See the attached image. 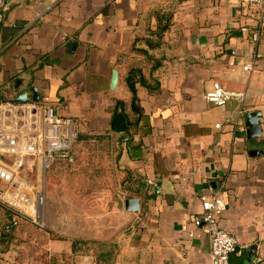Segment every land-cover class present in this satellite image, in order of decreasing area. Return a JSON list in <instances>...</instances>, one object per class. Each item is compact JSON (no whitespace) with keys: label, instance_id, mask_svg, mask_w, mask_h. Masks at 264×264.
<instances>
[{"label":"crops","instance_id":"crops-1","mask_svg":"<svg viewBox=\"0 0 264 264\" xmlns=\"http://www.w3.org/2000/svg\"><path fill=\"white\" fill-rule=\"evenodd\" d=\"M5 3L0 98L14 99L34 87L40 101L82 119L81 132L93 136L111 135L108 109L116 99L128 106L131 102L124 78L139 56L128 53L118 64L119 54L130 52L136 40L156 28L154 11L172 12L160 48L149 51L160 62L152 74L159 91L150 93L136 84L140 123L130 143L117 144V168L135 176L127 187L137 191L143 183L145 188L138 194L113 192L112 182L104 180L92 193L70 194L54 189L58 181L50 179L46 229L17 233L24 232L28 240L32 233L39 235L45 253L66 257V264L94 263L90 254L71 253L73 240L114 238L123 257L115 256L113 264H216L198 220L203 213L200 196L220 194L226 209L218 226L237 241L230 264H264V153L250 154L264 150V32L254 46L241 33L251 23L244 0ZM136 46L146 49L141 42ZM247 64L252 69L244 70ZM114 70L118 79L112 89ZM214 82L243 98L221 107L208 103L204 94ZM246 111L262 113L255 140L246 138ZM148 180L161 181L159 193ZM127 198L140 201L139 212L124 210ZM3 217L11 219L0 208ZM51 233L57 238L50 239Z\"/></svg>","mask_w":264,"mask_h":264},{"label":"built area","instance_id":"built-area-1","mask_svg":"<svg viewBox=\"0 0 264 264\" xmlns=\"http://www.w3.org/2000/svg\"><path fill=\"white\" fill-rule=\"evenodd\" d=\"M0 0V21L5 9ZM243 8L250 24L240 28L245 39L256 45L264 32V0H244ZM243 69H252L250 64ZM243 98L242 93L224 89L214 82L204 94L208 103L224 106ZM82 119L63 115L61 107L45 101L18 103L9 99L0 103V207L6 209L13 224L26 222L39 230L46 229L45 186L42 177L57 161H72V147L79 135ZM219 127V125H216ZM243 132L242 126L238 127ZM27 175H35L31 183ZM149 186H154L148 180ZM201 222L208 237V250L216 264H230L237 241L218 226L226 209L220 194L200 196Z\"/></svg>","mask_w":264,"mask_h":264},{"label":"trees","instance_id":"trees-1","mask_svg":"<svg viewBox=\"0 0 264 264\" xmlns=\"http://www.w3.org/2000/svg\"><path fill=\"white\" fill-rule=\"evenodd\" d=\"M165 13V14H164ZM152 15L157 20V25L154 30H149L148 37L144 39L136 40L130 52L121 53L118 56V64L127 59L128 53H135L139 56V60L135 61L129 65L127 74L124 78L126 86L131 93V102L129 106L122 100L116 99L114 105L108 109L110 112V133L105 135H85L79 130V135L76 142L73 144L71 155L72 161H57L49 169L55 167V170H66V172L76 173L79 171L78 167V154L84 146H93L94 152H92V161L95 157L104 158V166L96 168L95 173H100L104 178L110 180H115L116 185L124 192L129 194H138L141 189L145 188L143 183L140 184V187L137 191H133L128 188V183L134 180V175L128 170L121 171L116 166V161L119 155V149L117 148L118 143L132 141V136L137 130V127L140 123V118L142 116L141 110L137 103L136 98V84L144 87L148 92L156 94L159 91L160 84L157 79L153 77V71H155L160 62L155 60L150 54L149 51L156 50L161 46V39L164 32L169 26V22L172 16V12L165 9L163 12L162 9H158L152 13ZM137 42L144 43L146 49L137 47ZM142 56V57H141ZM3 100V101H1ZM6 100L0 98V103ZM98 151V152H97ZM48 169V170H49ZM47 170V171H48ZM152 195H146V198H150ZM2 208V207H0ZM3 209V208H2ZM20 222L13 224L12 220L10 221L3 217L0 220V251L7 252L11 243L15 241V234H17L18 229L24 231H36L39 230L32 225H19ZM131 227L123 229L122 233L128 232ZM15 236V237H14ZM49 238H57L54 234H49ZM118 243L115 239L110 241H94V240H73L71 253L75 254H90L94 257L93 264H113L116 251L118 250ZM46 258L45 264H66V257L58 258L57 255H48L44 254Z\"/></svg>","mask_w":264,"mask_h":264},{"label":"rangeland","instance_id":"rangeland-1","mask_svg":"<svg viewBox=\"0 0 264 264\" xmlns=\"http://www.w3.org/2000/svg\"><path fill=\"white\" fill-rule=\"evenodd\" d=\"M92 152L96 153L94 152L93 146H84L81 149L78 154L79 160L77 162L79 171L76 173L66 172V170H55L56 166L46 171L45 177H42L41 179L45 186V193L48 185L47 182L50 179L58 181L56 183L57 185L53 186L54 189L57 190L62 188L63 190H68L67 192L70 194L74 192H79L81 194L92 193L93 191H96L98 187L102 186V181L104 180L112 182L111 188L113 192L116 190L117 192L120 191L121 189L116 185L115 180L112 181L108 178H104L100 173L93 172V170L95 171L96 168L103 167L105 164L104 158L102 157H95L92 161ZM27 178L31 183H37L35 175H27ZM23 233L24 232L15 234V241L10 244L9 250L0 255V264L46 263L45 260H43L45 250L41 247V237L32 233L30 237L31 240H28L26 237L27 234ZM115 256L119 259H122L123 257L119 252V247ZM120 264H123V262ZM124 264L128 263L125 262ZM130 264L132 263L130 262Z\"/></svg>","mask_w":264,"mask_h":264},{"label":"water","instance_id":"water-1","mask_svg":"<svg viewBox=\"0 0 264 264\" xmlns=\"http://www.w3.org/2000/svg\"><path fill=\"white\" fill-rule=\"evenodd\" d=\"M117 79H118V73L116 70H114L112 72V78H111V83H110V87L112 89L116 86ZM14 100L18 103H23L28 100L32 102H39L40 98L37 95L36 88L31 87L28 91H23L17 94L14 97ZM242 118H243V125L245 128L246 138L248 140H255L259 138L260 132H261L262 113L260 111H246L242 115ZM263 153H264V150L260 151V153L256 151L254 152L250 151V154L252 156H256V155L263 154ZM160 186H161V181L158 180L155 184L156 193L160 192ZM124 210L127 212H139L140 211V201L134 198L125 199L124 200Z\"/></svg>","mask_w":264,"mask_h":264}]
</instances>
